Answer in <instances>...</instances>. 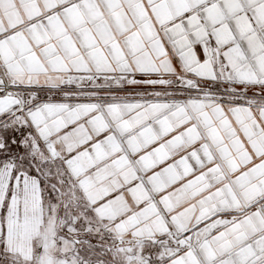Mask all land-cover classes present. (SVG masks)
Here are the masks:
<instances>
[{"label": "snow or ice", "instance_id": "1", "mask_svg": "<svg viewBox=\"0 0 264 264\" xmlns=\"http://www.w3.org/2000/svg\"><path fill=\"white\" fill-rule=\"evenodd\" d=\"M0 264H264V0H0Z\"/></svg>", "mask_w": 264, "mask_h": 264}]
</instances>
